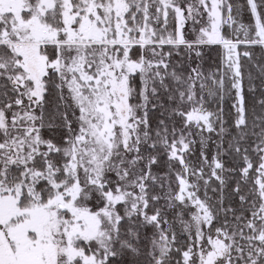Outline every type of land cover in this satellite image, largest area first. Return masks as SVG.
Listing matches in <instances>:
<instances>
[{"label":"rangeland","instance_id":"1","mask_svg":"<svg viewBox=\"0 0 264 264\" xmlns=\"http://www.w3.org/2000/svg\"><path fill=\"white\" fill-rule=\"evenodd\" d=\"M226 7V0H0V51L9 52L0 60V264H107L136 242L121 235L135 217L156 225L163 264H264V231L219 219L206 201L221 168L216 121L203 105L204 96L216 94L196 63L207 45L223 47L237 125L245 124L239 44L222 36ZM258 7L251 0L262 33ZM163 45L185 52L183 97L191 109L187 133L162 139L185 171L179 185L163 181L164 213L155 208L149 221V104L155 89L169 92L178 70ZM48 46L56 48L54 59ZM51 73L62 98L52 119L61 118L67 131L60 147L43 137ZM135 73L143 84L139 105L131 100ZM180 113H162L164 122ZM51 152L62 154V179L46 160ZM256 184L264 205V156ZM215 222L220 227L212 229Z\"/></svg>","mask_w":264,"mask_h":264},{"label":"trees","instance_id":"2","mask_svg":"<svg viewBox=\"0 0 264 264\" xmlns=\"http://www.w3.org/2000/svg\"><path fill=\"white\" fill-rule=\"evenodd\" d=\"M97 1L104 5L107 0ZM226 1V13L231 11V15L228 22L223 26L222 36L227 43L239 44L240 80L244 100L245 124L243 126L237 125L239 113L235 107L236 97L232 88V81L224 67L223 47L220 44L207 45L197 58L196 63L199 71H202L207 77L205 82L210 87L211 92L216 94L214 97L204 96L203 105L216 121L217 136L214 150L217 160L221 163V168L218 170L217 178L212 179L207 187L206 201L208 206L217 212L219 219L232 220L237 225H244L245 228L253 223L255 229L260 232L264 231V205L258 192L256 179L259 169L261 170L264 156V31L262 33L259 31L254 13L251 10V0ZM253 2L257 6L259 5L257 15L264 30V5L259 4L260 0H253ZM163 49L171 55L170 61L177 63L178 70L176 73L171 72L173 76L169 77L168 84H166V91L169 90V92L160 90L157 93V89H155L154 94L156 95L152 96L149 104L150 140L146 151L151 171L149 181L146 182L148 190L146 196L149 203L146 214L149 221H151V217L156 216L155 208L158 210V215L164 213L165 204L161 192L163 181L167 179L165 182H175L176 185H179V177L185 171L180 161L167 155L162 139L169 134L175 135L173 136L175 141L187 133L185 114L191 109V103L183 97V92L186 90L185 73L186 70L189 71L187 58L184 56L185 52L183 48H176L174 45H163ZM47 53L50 58L54 59L56 48L48 46ZM173 56L177 57L172 58ZM0 57H2L0 60H8L9 52L0 51ZM182 68H184L183 71ZM178 75L181 79H177ZM5 80H7L6 77ZM47 81L43 137L59 146L63 140V135H65L61 131H66V129L58 122L62 120L61 118L56 116L52 119L54 117L52 111L58 112L62 99L55 85L58 81L57 74L51 73ZM172 81H174V85ZM222 82L223 84H221ZM177 84H180L181 92L175 87ZM142 85L141 74L135 73L131 77V100L136 105H139L140 102ZM158 86L156 85V88ZM165 95L166 97L168 95L164 99L167 100L166 102L161 99ZM161 103H164V106L161 107ZM176 110L181 113L169 117V121L165 123L162 113L172 114ZM47 156L48 159L46 160L48 162L53 161L50 163L59 171L60 179L64 178V164L59 162L62 154L51 152ZM37 163L39 168L43 170L44 165ZM14 172L15 175L19 176L22 170H14ZM45 184L47 183H43L41 188ZM43 199H48V197ZM131 221L132 225H127L126 222L121 225V235L125 233L123 241H129L134 235L136 242H130L131 250H123V255L118 254L112 257L107 264H142L144 262V264H155L156 258H159L160 264L167 261L158 249L160 236L157 233L156 225L154 227L150 222L146 225V222L141 221L138 217ZM218 223L215 222L212 229L220 227ZM231 233L235 237V242H238L239 234L232 231ZM137 248L138 251L136 252ZM237 249V246H234L233 250ZM247 252L246 255L244 252L242 253L244 260L250 259ZM128 255L129 257H127ZM255 255L253 254V257Z\"/></svg>","mask_w":264,"mask_h":264}]
</instances>
